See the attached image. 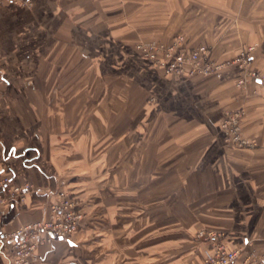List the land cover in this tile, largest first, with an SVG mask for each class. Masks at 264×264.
Returning <instances> with one entry per match:
<instances>
[{
    "label": "crops",
    "instance_id": "0c3cea01",
    "mask_svg": "<svg viewBox=\"0 0 264 264\" xmlns=\"http://www.w3.org/2000/svg\"><path fill=\"white\" fill-rule=\"evenodd\" d=\"M29 1L0 4V173L33 183L37 194L6 205L0 234L46 217L49 193L63 178L87 199L77 172L62 164L77 154L68 146L59 150L66 129L83 125L90 139L74 138L70 130V150L78 153V143L90 142L102 144L106 158L133 153L135 166L128 170L135 176L134 196L141 198L125 200L118 213L103 199L98 226L88 221L92 228L40 245L36 264H201L208 244L195 238L200 228L222 231L229 247L247 242L264 252V84L242 94L235 86L243 74L238 67L211 77L165 75L133 49L139 41H169L183 33L190 47L211 44L216 61L249 46L263 60L264 0ZM89 44L105 50L90 56ZM79 61L91 79L107 86L87 90L86 120L80 117L84 108L75 105L78 86L61 85L76 79ZM90 61L98 69L90 71ZM31 77L46 81L31 89L24 82ZM32 93L44 100L37 119L25 97ZM101 93L107 97L99 101ZM238 105L245 111L243 133L253 142L244 149L229 145L221 128L224 111ZM128 144H134L129 155ZM0 264H13L10 240L0 241Z\"/></svg>",
    "mask_w": 264,
    "mask_h": 264
},
{
    "label": "built area",
    "instance_id": "2783aa9c",
    "mask_svg": "<svg viewBox=\"0 0 264 264\" xmlns=\"http://www.w3.org/2000/svg\"><path fill=\"white\" fill-rule=\"evenodd\" d=\"M29 0H0V4L13 3L28 5ZM137 49L147 56L166 74L196 75L211 74L222 69L229 63L247 64L252 48L241 51L227 63L217 62L206 45L196 48L186 47L183 34L177 35L170 42H147L137 45ZM245 111L242 108L226 109L221 119V128L227 143L237 147H249L253 143L242 130V120ZM1 161V158H0ZM6 170L7 166L3 167ZM33 188L28 181L16 182L12 173H0V215L6 212V205L20 198L24 199ZM83 215L76 198L69 193L64 184L49 193L47 216L33 222L0 234V241L10 240L13 264H36L38 256L36 249L45 242L56 239H67L83 223ZM196 237L208 244V250L201 264H264V252L248 248L249 243L238 247H229L222 231L201 229Z\"/></svg>",
    "mask_w": 264,
    "mask_h": 264
},
{
    "label": "rangeland",
    "instance_id": "374dc122",
    "mask_svg": "<svg viewBox=\"0 0 264 264\" xmlns=\"http://www.w3.org/2000/svg\"><path fill=\"white\" fill-rule=\"evenodd\" d=\"M126 1L129 3L128 5H130V4H133L134 0H126ZM126 20L128 21V25L133 26L132 24L134 22V15L128 13V15H126ZM80 33H82V32L80 31ZM179 34H183V33L175 34L174 37L169 41L158 40L157 42H165V43L170 42ZM183 35L186 38V47H188L189 49L196 48L199 45H206L210 49L213 50V46L211 44H209L208 42L200 43L196 47H190V46H188V40H187L186 35L185 34H183ZM153 41L154 40L136 42L133 45V49L138 54H140L144 59H146V60L148 59V61H149L150 59L137 49V45L140 43H147V42H153ZM88 46L90 48V53H89L90 56L93 53H94V55H96V54L100 53L99 51L105 50V48L93 47V46H90V44ZM248 48H252V49L250 51L251 59L249 61H247L248 62L247 64L229 63L225 67H223L222 69L217 70L216 72H213L211 74H206V75L196 74V75H192V76L187 75L185 77V75L166 74L159 67H157L154 64V62H152L151 60L150 61L152 62V64L154 65V67L156 69L160 70L165 75H172V76H176V77H179L182 79L183 78H194V77L220 76L222 74V71L225 68L238 67L243 71V74L236 80L235 86L238 89H240V91L242 90V92H243L242 94H244V93L245 94H251V93H254L255 90L257 92V89H255V88H257L256 86H263V83H257V79L262 78L264 76V57H262L263 60L259 59L257 61V59H255L256 58V54H255L256 46H254V47L249 46L247 48L246 47L242 48L239 51V53L243 50L248 49ZM212 50H211V53H212ZM84 55H88L86 49L84 50V54L81 53L82 59L86 58V56H84ZM97 56L100 57V55H97ZM234 58H231L228 60H232ZM217 62H219V63H225L226 62L227 63L226 60L225 61H217ZM93 64L94 63H92L91 61L88 64V68H90V71H94V70L98 69V68H96V66L98 65L97 62H96V66H93L94 69L91 68ZM100 65H101V67H103L104 65L106 66L107 64L101 63ZM91 69H93V70H91ZM86 70H87V66L85 65V63H82V61H79L78 62L79 75L76 77V79L73 78V79L61 80V85L63 86V88L69 89L70 85H72V84L75 85V87L78 86L80 94L76 96V98L77 97L78 98L76 99L75 105L77 103L79 105V108H84L82 112L80 111V117H84L85 120L87 119V117L90 118V93L88 94L87 90H89V92H90V88H92V87L97 88L99 90L103 89L101 87H104V88L107 87V86L103 85L102 79L101 80L91 79L89 74L87 75ZM15 81H19V80H17V78H16ZM41 81L44 83L46 80L45 79L40 80L37 77H31V78L26 79L24 82L28 83L27 85H29V87L31 89H36L35 87H38L40 85ZM250 86H255V87L252 88L251 90H249ZM94 88H92V89H94ZM33 91H35V90H33ZM91 94H93V92ZM25 97L27 100H30L29 102L33 108L32 116H34V118L36 117V119H37V117H38L37 116L38 115L37 109H39L41 107V104H42V102L40 101L41 96H39L35 93L34 94L32 93L31 95L25 96ZM97 97L100 101L107 96L105 94L103 95L101 93ZM45 98L47 99V100H45V103H48L49 102L48 100H51V99H49V98H51L50 95L45 96ZM42 101H44L43 98H42ZM66 101L69 102L70 100H66ZM50 103H52V102L50 101ZM87 107H89V110H87ZM237 108L244 109V106L238 105L237 107L229 108V109H237ZM33 112H35V114ZM66 130L68 132L64 136H68L66 138L67 142L64 141L63 143H61L59 146L61 149L59 148V150H62L63 151L62 153H64L67 150L65 147L68 146V153L77 154L78 158L62 159V164L64 165V167L66 166V167L70 168L71 171L77 172L74 174V176H78L81 179L82 187L85 189L84 193L85 192L88 193L87 199L86 200L81 199L73 189H70L68 186L67 179H65V178H63L59 181L56 189L62 183V184H64V187L69 191V193H71L76 198V201L78 203V207L81 211V214L83 215V219H84V216L86 217V215L88 216L87 218H89V219H87V221L82 223V225L76 231L82 230L83 228L85 231L87 228L88 229L92 228L91 222H88V221L96 220V222L94 224L96 226L99 225L98 224L99 219H96V218H98V216L101 214V211L105 210V207L102 205L103 199L107 200L108 202L110 201L111 203H113L115 205L114 208L111 209V212H115V213L117 212L118 213V211L120 210L118 208V206H120L123 202L125 203V200L128 202L129 200H131V199L133 200L134 198L135 199L141 198V197H135L134 196V194L136 193V190L133 189L134 184H132V183L135 180V176L130 172L131 169L128 170V168H131V167L133 168V166H135L136 158L134 157L133 153H132L131 157H127L126 159L124 158L123 160H120L118 158H106L103 156V154H104L103 149H106V148H104V147L102 148V144L95 145V144H90V142L89 143H87V142L78 143L77 144L78 153H76L74 151V148L72 149L73 151L70 150V148H72L70 145L71 144L70 140H69L70 139L69 133H70L71 128H67ZM71 134L74 138H77V137L82 138L83 137L85 140H87V139H90V128H88V126L81 125V126H78L76 128H73V130H71ZM74 145H76V144H74ZM113 145L114 144H109V145H106V147H107V149H109L110 147L112 148ZM234 146L237 147L236 145H234ZM95 147H97V148H95ZM249 147H251V146H249ZM249 147H244V148H249ZM93 148H95V149H93ZM237 148L244 149L241 147H237ZM133 149H134V144H128L127 151H126L128 153V155H129V153H131L133 151ZM62 153L58 152V154H62ZM127 153H126V155H127ZM90 154L92 155L91 157H90ZM124 166L127 167V173H126V175L123 174V176H122V174L120 175L119 171L122 169L124 170L125 169ZM131 171H133V170H131ZM74 176H73V178H74ZM15 181L19 182L16 179H15ZM31 184H32L33 188L31 189L30 193L26 195V197L29 195L33 196V195L37 194V188L33 185V183H31ZM130 184H131L132 188H130L129 190H126V188H128L130 186ZM56 189H54V190H56ZM166 199H167L166 192H164L163 194H160V198H159L160 203L165 202ZM22 200L23 199L20 198L17 201H22ZM47 202H49V200ZM47 206H48V203H47ZM125 209H127L126 211L130 210V211L134 212V207H128L127 206V208H125ZM40 219H42V218L35 219L32 221H28V222L38 221ZM201 229H205V228L198 229L195 232L194 236L197 240L203 241V240L198 239L196 237L197 232Z\"/></svg>",
    "mask_w": 264,
    "mask_h": 264
},
{
    "label": "water",
    "instance_id": "95a60500",
    "mask_svg": "<svg viewBox=\"0 0 264 264\" xmlns=\"http://www.w3.org/2000/svg\"><path fill=\"white\" fill-rule=\"evenodd\" d=\"M258 81L264 84V76L262 78H259Z\"/></svg>",
    "mask_w": 264,
    "mask_h": 264
}]
</instances>
